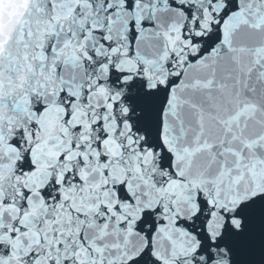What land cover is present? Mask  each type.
<instances>
[{"label":"snow or ice","instance_id":"obj_1","mask_svg":"<svg viewBox=\"0 0 264 264\" xmlns=\"http://www.w3.org/2000/svg\"><path fill=\"white\" fill-rule=\"evenodd\" d=\"M0 264H264V0H0Z\"/></svg>","mask_w":264,"mask_h":264}]
</instances>
